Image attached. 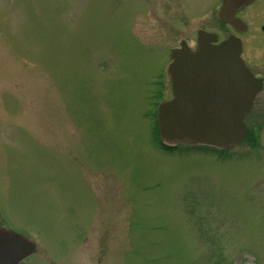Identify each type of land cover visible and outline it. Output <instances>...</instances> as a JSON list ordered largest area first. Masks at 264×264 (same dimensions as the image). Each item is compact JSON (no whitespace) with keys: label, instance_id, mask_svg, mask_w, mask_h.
I'll return each instance as SVG.
<instances>
[{"label":"rangeland","instance_id":"obj_1","mask_svg":"<svg viewBox=\"0 0 264 264\" xmlns=\"http://www.w3.org/2000/svg\"><path fill=\"white\" fill-rule=\"evenodd\" d=\"M211 1L0 0V207L37 243L21 264H264V86L257 147L155 134L171 48L220 26ZM241 16L264 77V0Z\"/></svg>","mask_w":264,"mask_h":264},{"label":"water","instance_id":"obj_2","mask_svg":"<svg viewBox=\"0 0 264 264\" xmlns=\"http://www.w3.org/2000/svg\"><path fill=\"white\" fill-rule=\"evenodd\" d=\"M253 0H223L220 17L239 30L246 23L235 12ZM216 34L200 32V45L193 50L185 41L171 51L169 75L173 98L158 109L161 139L220 148L238 145L248 132L245 121L254 98L263 87L241 57L239 36L218 44ZM36 251V242L11 229L0 230V264H19Z\"/></svg>","mask_w":264,"mask_h":264},{"label":"flooded vegetation","instance_id":"obj_3","mask_svg":"<svg viewBox=\"0 0 264 264\" xmlns=\"http://www.w3.org/2000/svg\"><path fill=\"white\" fill-rule=\"evenodd\" d=\"M256 1V0H255ZM212 3V8L213 10L211 9L209 11V13H202V14H198L200 17L203 16L204 18H207L209 19V21H212L213 23L220 25L222 27V29H226V31H229L227 35H230L232 33H235L236 32V29L234 28V26L232 24H229V23H224L220 20L219 18V7L222 3V0H212L211 1ZM248 6H246L245 8H242L240 10H238L236 12V15L242 17V13L244 12V10L247 8ZM220 26L219 27H215L214 29H211V28H206L204 26L198 28V31H197V36L195 37V39H188V38H181L180 42H182L183 40H185L188 45H190L191 47L193 48H197V46L199 45V32L200 31H208L210 33H216L218 34V32L216 30H219L220 29ZM233 31V32H232ZM232 32V33H231ZM219 35V34H218ZM226 37H219L218 41L217 42H220L222 39H224ZM179 42V44H180ZM1 208V207H0ZM7 229H11V230H14L16 232H20L22 234H26L28 235L25 231H23L21 228L18 229V227H14V226H10L6 220V218L4 217V213L2 212V208L0 210V230H7ZM23 262V261H22ZM20 262V264L22 263Z\"/></svg>","mask_w":264,"mask_h":264},{"label":"trees","instance_id":"obj_4","mask_svg":"<svg viewBox=\"0 0 264 264\" xmlns=\"http://www.w3.org/2000/svg\"><path fill=\"white\" fill-rule=\"evenodd\" d=\"M155 134H156L157 139L160 140L159 131H158V123L157 122H156V126H155ZM255 134L256 133H255L254 129L252 127H250L248 135H247V137H246L244 142H250L251 146L257 147L259 145V142H258L257 138H255ZM162 146L165 149H168V150H172L173 149V148L165 146L164 144H162ZM174 149H176V148H174ZM229 264H233V262H230Z\"/></svg>","mask_w":264,"mask_h":264}]
</instances>
